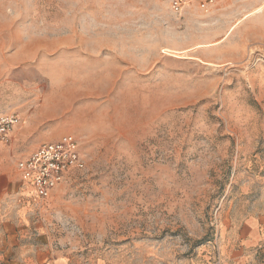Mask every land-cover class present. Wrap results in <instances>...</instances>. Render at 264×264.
<instances>
[{
  "label": "rangeland",
  "instance_id": "obj_1",
  "mask_svg": "<svg viewBox=\"0 0 264 264\" xmlns=\"http://www.w3.org/2000/svg\"><path fill=\"white\" fill-rule=\"evenodd\" d=\"M129 2L0 0V101L45 97V142L73 134L87 162L34 196L40 237L79 264H203L264 213V0Z\"/></svg>",
  "mask_w": 264,
  "mask_h": 264
},
{
  "label": "crops",
  "instance_id": "obj_2",
  "mask_svg": "<svg viewBox=\"0 0 264 264\" xmlns=\"http://www.w3.org/2000/svg\"><path fill=\"white\" fill-rule=\"evenodd\" d=\"M128 1V9L139 10L144 8L142 3L146 2ZM200 12L193 8L185 15L191 18ZM11 48V61L0 59V81L7 72L3 69L5 62L15 68V45ZM3 55L0 52V57L3 58ZM11 72L10 80L13 81L14 71ZM11 85L7 84L8 87ZM30 96L31 93L24 96L19 91H11L10 95L0 101V116L16 114L20 117L19 124L10 134L9 142L0 143V264H79L68 251L40 237L42 233L35 223L33 200L37 195L17 168L18 159L29 155L54 134V131L44 129V125L51 119L47 115L49 105L45 102L46 98L43 97V102L42 99L40 102V94L35 98ZM203 264H264V213L239 220L235 226L222 230L216 258L208 255Z\"/></svg>",
  "mask_w": 264,
  "mask_h": 264
},
{
  "label": "built area",
  "instance_id": "obj_3",
  "mask_svg": "<svg viewBox=\"0 0 264 264\" xmlns=\"http://www.w3.org/2000/svg\"><path fill=\"white\" fill-rule=\"evenodd\" d=\"M176 15H183L193 8L209 13L217 0H159ZM16 114L0 116V143L9 142L10 134L19 124ZM87 167L79 141L73 134L41 143L29 155L17 161V168L24 180L32 186L40 199H48L60 186L82 173Z\"/></svg>",
  "mask_w": 264,
  "mask_h": 264
}]
</instances>
